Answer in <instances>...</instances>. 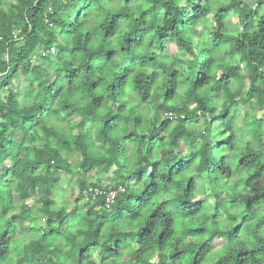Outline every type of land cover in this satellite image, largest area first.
<instances>
[{
  "label": "clouds",
  "instance_id": "1",
  "mask_svg": "<svg viewBox=\"0 0 264 264\" xmlns=\"http://www.w3.org/2000/svg\"><path fill=\"white\" fill-rule=\"evenodd\" d=\"M0 264H264V0H0Z\"/></svg>",
  "mask_w": 264,
  "mask_h": 264
}]
</instances>
